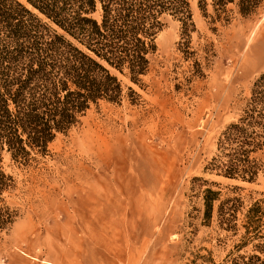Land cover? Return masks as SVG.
I'll return each instance as SVG.
<instances>
[{"label": "rangeland", "instance_id": "obj_1", "mask_svg": "<svg viewBox=\"0 0 264 264\" xmlns=\"http://www.w3.org/2000/svg\"><path fill=\"white\" fill-rule=\"evenodd\" d=\"M191 6V39L165 15L143 86L120 76L136 104L127 94L122 105L91 110L31 166L5 156L17 182L6 203L17 218L0 231V264H229L255 245L264 251V237L238 247L243 214L237 234L215 219L205 225L202 199L207 187L239 195L243 213L264 201V172L247 183L205 170L264 73V6L228 25Z\"/></svg>", "mask_w": 264, "mask_h": 264}, {"label": "trees", "instance_id": "obj_2", "mask_svg": "<svg viewBox=\"0 0 264 264\" xmlns=\"http://www.w3.org/2000/svg\"><path fill=\"white\" fill-rule=\"evenodd\" d=\"M23 1L0 0V231L17 218L6 203L17 182L4 167L5 156L31 166L35 156L47 155L57 136L81 125L91 110L122 105L127 94L136 104L139 95L132 86L126 93L120 76L143 86L165 15L181 23L183 38L191 39L195 31L191 0ZM195 1L203 17L224 25L235 13L250 18L264 6V0ZM205 170L247 183H255L264 172V73L255 80L239 117L221 133ZM202 199L207 226L215 219L221 230L237 234L243 214L240 249L264 237V201L243 213L239 195L223 198L221 191L207 187ZM255 251L229 264H264L260 245Z\"/></svg>", "mask_w": 264, "mask_h": 264}, {"label": "bare ground", "instance_id": "obj_3", "mask_svg": "<svg viewBox=\"0 0 264 264\" xmlns=\"http://www.w3.org/2000/svg\"><path fill=\"white\" fill-rule=\"evenodd\" d=\"M253 41V40H252Z\"/></svg>", "mask_w": 264, "mask_h": 264}]
</instances>
